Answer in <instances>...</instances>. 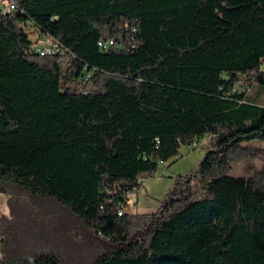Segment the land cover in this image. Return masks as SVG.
Masks as SVG:
<instances>
[{
    "label": "trees",
    "instance_id": "16d2710c",
    "mask_svg": "<svg viewBox=\"0 0 264 264\" xmlns=\"http://www.w3.org/2000/svg\"><path fill=\"white\" fill-rule=\"evenodd\" d=\"M9 2L0 264H264V167L230 174L264 151L249 144L264 141V106L247 94L264 87V0ZM27 23L68 52L42 55ZM204 137L199 167L156 211L119 214Z\"/></svg>",
    "mask_w": 264,
    "mask_h": 264
},
{
    "label": "rangeland",
    "instance_id": "374dc122",
    "mask_svg": "<svg viewBox=\"0 0 264 264\" xmlns=\"http://www.w3.org/2000/svg\"><path fill=\"white\" fill-rule=\"evenodd\" d=\"M9 0H0L1 5L8 6ZM24 29L29 35L35 48H39L49 42L41 33L39 27L33 23L24 24ZM243 90V81L236 86ZM251 101L260 106H264V87L255 85L247 90ZM198 147H191L188 144L180 149V155L176 159H170L159 168L157 174L153 177L143 178V186L128 195L129 207L132 212H153L156 211L161 199H164L173 187L175 177L178 175H187L195 171L207 152L206 142L208 137L198 140ZM249 144L258 149L264 150V141L252 140ZM264 167V151L253 160L236 163L232 166L230 174L234 176H251ZM10 194L8 192L0 193V216L7 214ZM71 258L76 260L75 253L72 252Z\"/></svg>",
    "mask_w": 264,
    "mask_h": 264
},
{
    "label": "built area",
    "instance_id": "2783aa9c",
    "mask_svg": "<svg viewBox=\"0 0 264 264\" xmlns=\"http://www.w3.org/2000/svg\"><path fill=\"white\" fill-rule=\"evenodd\" d=\"M17 9H18V7L14 2H10L8 6L0 4V10L4 14L7 13L8 11L17 10ZM44 38L47 40L49 39V42L46 43L45 45L37 48V50L42 55H47V54H51V53H58L60 43L57 42L55 39H52L51 37L47 36V35H44ZM117 43L118 42L116 41V39L111 38V39H101L98 44H99L100 48L108 49L111 46H116ZM88 78H89V72H86V78L85 79L87 80ZM188 145L193 147V148L198 147L199 141L194 140L193 142L188 143ZM130 212H132V211H130V208L127 209L125 206L120 207V211H119L120 215H122L123 213H130Z\"/></svg>",
    "mask_w": 264,
    "mask_h": 264
},
{
    "label": "bare ground",
    "instance_id": "6f19581e",
    "mask_svg": "<svg viewBox=\"0 0 264 264\" xmlns=\"http://www.w3.org/2000/svg\"><path fill=\"white\" fill-rule=\"evenodd\" d=\"M59 46L60 47H59L58 53L61 52V53H65L66 54L68 52V50L65 49L63 46H61V44Z\"/></svg>",
    "mask_w": 264,
    "mask_h": 264
},
{
    "label": "crops",
    "instance_id": "0c3cea01",
    "mask_svg": "<svg viewBox=\"0 0 264 264\" xmlns=\"http://www.w3.org/2000/svg\"><path fill=\"white\" fill-rule=\"evenodd\" d=\"M173 159H176V158H173ZM164 163H165V162H161L160 165H159V168H160L161 165L164 164ZM128 203H129V202H128ZM130 211H132V210L130 209Z\"/></svg>",
    "mask_w": 264,
    "mask_h": 264
},
{
    "label": "clouds",
    "instance_id": "9594fccd",
    "mask_svg": "<svg viewBox=\"0 0 264 264\" xmlns=\"http://www.w3.org/2000/svg\"><path fill=\"white\" fill-rule=\"evenodd\" d=\"M130 208V207H129Z\"/></svg>",
    "mask_w": 264,
    "mask_h": 264
}]
</instances>
